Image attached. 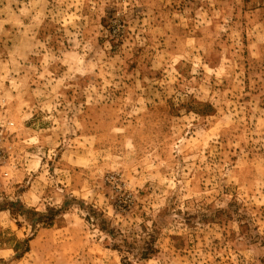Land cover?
<instances>
[{"label":"rangeland","instance_id":"obj_1","mask_svg":"<svg viewBox=\"0 0 264 264\" xmlns=\"http://www.w3.org/2000/svg\"><path fill=\"white\" fill-rule=\"evenodd\" d=\"M2 121L0 264H264V0H0Z\"/></svg>","mask_w":264,"mask_h":264},{"label":"built area","instance_id":"obj_2","mask_svg":"<svg viewBox=\"0 0 264 264\" xmlns=\"http://www.w3.org/2000/svg\"><path fill=\"white\" fill-rule=\"evenodd\" d=\"M7 123L5 121L0 122V140L6 134L5 130L7 127ZM5 162V156L3 155L2 147L0 145V168L2 167L3 163Z\"/></svg>","mask_w":264,"mask_h":264},{"label":"trees","instance_id":"obj_3","mask_svg":"<svg viewBox=\"0 0 264 264\" xmlns=\"http://www.w3.org/2000/svg\"><path fill=\"white\" fill-rule=\"evenodd\" d=\"M43 221H44V225H46V226H52L55 223H57V220H54V219L50 220L49 218H48V220H43Z\"/></svg>","mask_w":264,"mask_h":264}]
</instances>
